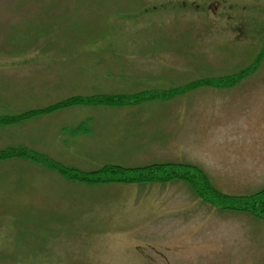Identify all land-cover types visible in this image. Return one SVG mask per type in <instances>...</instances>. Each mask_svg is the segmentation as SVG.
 Here are the masks:
<instances>
[{"label":"rangeland","instance_id":"obj_1","mask_svg":"<svg viewBox=\"0 0 264 264\" xmlns=\"http://www.w3.org/2000/svg\"><path fill=\"white\" fill-rule=\"evenodd\" d=\"M171 89L0 126V149L82 172L190 164L228 195L264 188V0H0V115ZM200 198L188 180L84 184L0 161V264H264V219Z\"/></svg>","mask_w":264,"mask_h":264},{"label":"trees","instance_id":"obj_2","mask_svg":"<svg viewBox=\"0 0 264 264\" xmlns=\"http://www.w3.org/2000/svg\"><path fill=\"white\" fill-rule=\"evenodd\" d=\"M261 56V54L259 55ZM252 68L237 75L228 77L226 81L232 83L244 77ZM223 80V79H222ZM222 80H219L221 82ZM173 90V89H172ZM152 93L122 94H96V95H74L67 97L55 104L44 108L26 110L13 115H0V126L16 124L25 119L41 113H50L72 106H96L112 105L125 106L134 105L147 98H170L177 90ZM20 158L29 160L36 164L46 166L60 175L73 181L86 184H98L109 182H148V181H169L173 179L188 180L194 185L196 192L207 202L220 209L242 211L258 218H264V189L250 195L235 196L221 193L211 186L205 173L198 167L189 164H151L144 167L127 168L120 165L106 164L92 172H82L77 169L60 164L49 158L47 155L34 151L26 146H8L0 149V161Z\"/></svg>","mask_w":264,"mask_h":264}]
</instances>
